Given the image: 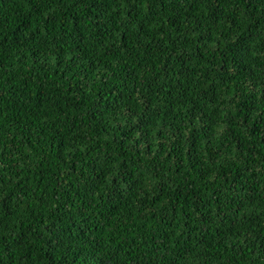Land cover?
<instances>
[{
  "label": "trees",
  "instance_id": "obj_1",
  "mask_svg": "<svg viewBox=\"0 0 264 264\" xmlns=\"http://www.w3.org/2000/svg\"><path fill=\"white\" fill-rule=\"evenodd\" d=\"M0 264H264V0H0Z\"/></svg>",
  "mask_w": 264,
  "mask_h": 264
}]
</instances>
